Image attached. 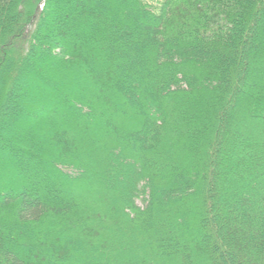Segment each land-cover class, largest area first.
I'll return each mask as SVG.
<instances>
[{
  "label": "trees",
  "instance_id": "16d2710c",
  "mask_svg": "<svg viewBox=\"0 0 264 264\" xmlns=\"http://www.w3.org/2000/svg\"><path fill=\"white\" fill-rule=\"evenodd\" d=\"M0 264H264V0H0Z\"/></svg>",
  "mask_w": 264,
  "mask_h": 264
},
{
  "label": "rangeland",
  "instance_id": "374dc122",
  "mask_svg": "<svg viewBox=\"0 0 264 264\" xmlns=\"http://www.w3.org/2000/svg\"><path fill=\"white\" fill-rule=\"evenodd\" d=\"M135 84H137V83H135ZM71 172V171H70ZM138 204H140V205H142L143 204V202L140 200V199H138Z\"/></svg>",
  "mask_w": 264,
  "mask_h": 264
}]
</instances>
